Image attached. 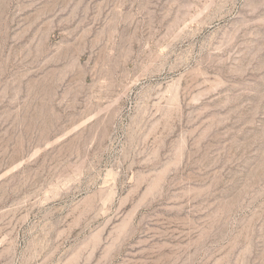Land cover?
I'll list each match as a JSON object with an SVG mask.
<instances>
[{"label": "rangeland", "instance_id": "rangeland-1", "mask_svg": "<svg viewBox=\"0 0 264 264\" xmlns=\"http://www.w3.org/2000/svg\"><path fill=\"white\" fill-rule=\"evenodd\" d=\"M0 264H264V0H0Z\"/></svg>", "mask_w": 264, "mask_h": 264}]
</instances>
